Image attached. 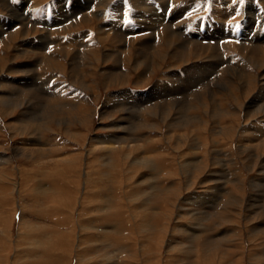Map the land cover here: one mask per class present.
Instances as JSON below:
<instances>
[{"label": "rangeland", "instance_id": "rangeland-1", "mask_svg": "<svg viewBox=\"0 0 264 264\" xmlns=\"http://www.w3.org/2000/svg\"><path fill=\"white\" fill-rule=\"evenodd\" d=\"M59 1L60 0H0V57L2 63L7 64L8 66V70L2 72L0 75L4 77H8L10 75L9 78L12 81H15L14 83H3L4 81L0 77V160L9 161L6 165H0V264H54L56 261L57 264H78L76 253H83V250H87L89 248V245L90 247H92L93 245V250L97 252L94 253V251H90L88 254L89 259L87 260L88 263H90L91 258L92 261L95 260L93 262L95 264L97 260L98 262L101 260V254H103L104 250L107 249L104 246L107 245V241L104 239L105 236L113 239L114 246L112 244V247L109 249H113L114 255L118 254V256H120L121 250H123L122 252H124V250L126 249L125 252L127 251L129 253L127 254V256H129L134 249L135 251H137V249H139L140 247L135 241L136 239L140 242L142 236L147 238L151 237L150 239H147L148 245L143 246L146 254L148 253L147 251L150 252L148 256L146 254L144 255L145 258L149 257L153 261V263L150 262V264H157V260L155 259L156 256L152 255L153 251L151 252L150 250H154L153 246H155L156 244L158 245L159 243V253L161 254L162 260L170 261L165 262L166 264H192L195 260L198 259L200 264H203V262L211 264L208 260L201 262V256L206 254L207 257H210V255L212 254H220V251H223V257H221L220 259L221 261L227 257L225 253L228 252L235 256V261H237L238 264H251V260H249L250 257L251 259H253V257L261 258L260 261L264 262V233H262L264 231V148L262 147L264 146L260 145V142H264V81H262L264 80V77L260 69V67H263L264 65V0H244V3H240L239 0H237L236 3H232V0H164V2L163 0H110L106 7H102V2L104 0H86L85 5L87 4L86 6L90 7L87 12L91 10L102 15L98 16V18H93L95 22H81L78 24L79 26L76 24L75 26L71 27V29H75L76 31H78L79 35L88 33L87 35H90V38L95 37L94 40L96 44L92 43L90 47L92 50L95 49L96 45L99 44L101 40V36L99 37V35L92 31V27H94L95 25H97V28L99 27V22L102 24H107V28L114 25H111V23H121L123 24L122 30H124L125 26L130 27L131 25L132 27L133 24H136L137 21H139V17L147 16V18L150 19L152 14H157L158 16L163 14L165 17V21H167L170 17V14H172L173 19H171V21L165 22V24H162L163 22L161 21L151 22L159 24L162 29L164 27L170 29L174 26L178 27V29L180 28L183 39L189 43L194 44V47H196L197 51L199 49L198 46L205 45L203 43L204 41L206 42V44L210 42L209 45L212 46V48H219L217 52L208 51L205 54H201L200 58H194L192 55H190L186 60H178L176 63H173L172 65L177 64L179 69H174L177 73L173 74L174 78L168 77L169 79L163 78L164 76H167L165 75L167 70L163 67L161 70H158L160 71V73L158 72L157 75L153 74L151 75V77L148 76L150 75V72H148L145 66H141L140 69L134 70L132 67H127V63L128 61H130V57H127L125 59L127 62L124 63V58V61H121L120 58L117 59V55H113V57H111V59L108 61L95 63L93 65V68H91V66L89 67L88 65L84 67L81 66L80 68L79 65L78 70L73 71L72 68L74 67V65L78 66L77 62L79 64H83L87 63L88 58H90V60H93L94 58L91 57V54H89L90 51L86 50V53L84 49H78V55H76L79 57L78 59L75 57L71 58L72 53H70L66 58L59 54V47H67L69 43H65L63 46H61V41H58V34L60 33H57L56 30H58V26L67 25L68 23L64 22V24L56 26L55 20L61 18L59 16L60 14L68 13L69 16L73 15L78 8L75 5L78 4L77 2H79V0H77V2L76 0H67V3H65V0H63L64 2ZM81 1L82 0H80V3L82 4ZM140 2L145 3L146 5L138 7V3L140 4ZM146 6L147 8H152L154 12H147ZM185 9L188 10L186 11L187 13L185 12ZM216 10H219L220 13ZM211 11H213L214 13ZM223 11H228V16H225V13ZM140 12L143 14L140 15ZM88 13H90V11ZM144 13H148L149 15H145ZM214 14L219 17L222 16L221 18L223 19H220L218 17V19H215L216 21H214V18L212 17L215 16ZM79 18H81V15L78 14L75 21H79ZM147 18L145 19L149 21ZM177 18L179 19L177 20ZM174 19H176V21ZM60 21L62 22L63 20ZM38 22L42 24L46 23L47 26L50 25L46 28H49L48 32H51V36L57 39L55 40L57 43L55 42L54 45L48 46L52 48V51L55 52V54H59V60H56V64L55 60L48 61L47 57L45 56L37 57L45 59H43L44 62H42L43 64L41 63V66L40 64H35L39 65L37 69V78L40 77V79L38 80L40 84L37 83L38 86L35 88L44 87V90L41 91L43 94L31 93L27 91L29 89L26 88L24 89V91L26 90L25 92L20 91L23 88V82L22 80H19V78L24 76L23 73H25V71L33 70L32 67L30 68L29 66H26V64H28L31 59H33L30 57V52H26V54L23 52L21 53L20 51L25 50V47H23L22 45L26 39L29 41L31 38H33L31 39V42L37 44H39V42H42V40L39 39L40 35L43 34L40 29L44 28L45 25L37 26ZM142 22H144V19ZM35 25L40 29H37ZM148 25V27L150 28L151 25L149 24V22ZM116 27L117 29H119L118 25ZM216 27L217 29L219 28L220 31L223 29L222 31L227 33V36L231 35V38L226 42L221 41V38L223 37L222 33H218L217 31H208V28L209 30L210 28L213 30L216 29ZM137 28L140 27H138L137 25ZM143 28H145V26H143ZM206 29L207 33H205ZM162 33L164 35V32ZM114 34L119 35L115 33V30ZM152 34L153 31L152 29H150V31H145L144 35L140 34V36L147 37ZM111 36L112 35H110L109 37ZM154 36L155 38H159L157 33H155ZM68 37V42H70V38L73 36L63 37L62 43L67 41ZM102 38L104 39L103 35ZM88 39L89 36H87V38H85L84 40L86 41ZM183 39H179L177 44H183ZM223 43H228L229 45L226 47H222ZM220 47H222L223 49ZM240 48H244V52L239 51ZM133 49L136 50L137 46L132 47L131 59L132 57L133 59H135L138 56V54H136L135 50ZM70 50H73V53H77V48H75L74 46H71ZM98 50L99 54H103L105 51L106 53H108L109 50L115 52L120 50V48L118 45L115 46V44L111 45L110 43H107L104 46L99 44ZM251 50H254L253 54L250 53ZM17 51H19V53ZM81 52H83L85 55H81ZM212 56L215 57V60L221 59V63L218 64L220 67H217L216 69H208V67H206V71L196 69L189 72L190 74L187 72V68L193 66V63H195V61H198L203 65L205 64L203 62L208 61V59H204V57L210 59ZM149 60L150 61L147 67H150L149 70L152 71L156 69L155 64L152 63L154 59L151 56ZM186 61L190 63L184 65ZM258 62H261L263 65L261 66V63ZM9 66L13 69H9ZM255 66L257 68H255ZM91 69H93V72ZM110 69L113 70L111 71ZM58 70H61V72H59ZM199 71H201V73L206 76L204 81L205 83H201L203 81H200L198 79L199 76H203H198ZM175 72L173 71L172 73ZM20 73L23 75L21 76ZM250 73L253 75L252 79L249 77ZM49 77L51 79H49ZM225 77H227L228 80L230 78L229 82L235 84L240 88L246 87L245 83L247 82V80H250V82H252L250 86L253 89L249 86L247 87L246 91L240 89V91H238V95L236 93L235 97L229 95V97L227 96L228 100L227 98H225V107L228 108L227 110H225L226 114H224L225 118L222 120V124L215 123V118L217 119V117L220 115L217 107H208L205 111V109L203 108H200L198 106L194 108L193 105L190 107L185 103L191 100L193 104L194 99H198L200 97V94H203L210 90H217L218 84H220L222 81L224 82ZM42 78H44V80H42ZM203 78L201 80H203ZM181 81H183L184 83L180 86ZM209 81L212 83H210ZM42 82L45 84L43 85ZM155 82H162L161 84H166L174 87L178 86V88L172 95L173 97L171 96V98H169L168 100L177 102V104L180 105L179 108L185 106L180 111H178L179 109H177L176 111L172 110L173 112L171 111L172 113H169L171 115V119L168 118L165 119V121L160 122L158 125L160 126V130L158 131H154L153 129L151 130L150 127H148L150 124H147L146 122L150 121L151 123H153L155 119L149 118L148 112H145L142 107L138 112V109H130L129 107L121 104V102L123 101L125 103H128L129 101L133 102V100L141 101L143 103L144 99L149 95V93L152 92L151 89L154 88V84H156ZM202 84H205L206 86L204 85V87L202 86ZM14 85L16 88L13 87ZM56 86H58L61 91H55ZM230 88L233 91L231 86ZM8 89L14 90L7 91ZM159 93L160 92L158 91L156 94L158 95ZM113 97L116 98L114 99ZM120 99L121 101L119 102ZM38 101L39 103H37ZM159 101L161 100H153L151 101V104H155ZM235 101L240 102V105H238ZM7 104H10V109H6ZM242 105L244 109L242 108ZM245 105L248 107H246ZM28 107L29 109H32V113H25L24 108ZM150 108H154V106L150 105ZM161 110L162 109H160L159 112ZM23 112L27 114L25 116H27L26 120H29L28 122H30V120L33 121V123L35 122V124L31 123L33 126L41 124L44 119L45 122L43 121L42 125L34 130H28V128L24 129L20 123L16 122V119H22L20 115ZM85 112L87 116L86 121L88 122L84 121L83 125H77L79 124L78 118H83L82 114ZM206 112L208 115L206 114ZM237 112H241L242 114H240L239 118L235 115V113ZM52 114H54L53 117ZM247 114H250V116H247ZM200 116H202V118ZM260 117L263 119H261ZM157 119L158 118H156V121L159 122V119ZM235 119L237 121H235ZM249 119L251 120L249 121ZM14 121L16 122L17 126H15L16 124L13 123ZM69 121L71 122L68 123ZM144 124H146V126ZM220 126H225L224 133L227 134V137L220 134ZM228 126H233L235 127V129H233L232 127L228 128ZM11 127L12 129L9 130L8 128ZM43 127L44 129H42ZM50 127L53 129V132L47 130L51 129ZM21 129H23V131H21ZM214 129L218 130L215 131ZM37 130H39L40 132H38ZM227 130L228 133H226ZM34 131L37 135L34 133ZM231 131L235 133L233 137H231L233 134ZM246 132H249L248 135ZM117 134L119 138H123L121 139V141L124 144L126 143V141L131 142L130 146H133V148L138 147L142 149L141 142H143L144 145L146 142H148L147 146L153 147L156 151L154 154L147 153V155H142L139 154L141 152L139 151L135 152L132 157H151L154 160V165L157 164L159 168L156 171L159 175L155 177L152 171L149 172V170L143 169L145 167H143L142 165H136L135 163L133 165H130L129 163H127L130 160L123 158L122 154L124 153H121V150L115 151L116 153H114L115 157H112L113 159L105 158L108 157V155L105 154L106 151H104V153L97 150L96 152L91 153L92 156L90 153H86L89 149L87 142H90V139H110V137L112 136L117 137ZM257 135H259L260 137H258ZM148 138H150L151 140L149 141ZM196 138L198 141L196 140ZM240 138H243V140H241ZM249 139L251 140V144L249 142ZM214 140L216 141L214 142ZM185 141H187V143L190 145L188 146ZM39 142L43 144H39ZM57 142L62 144L57 146V148L60 146H64L65 148H63L62 150L63 152L55 154V151H53L54 153H52V148L56 147L54 143ZM63 142H65L64 144H66V146L63 144ZM204 144L206 145V147ZM25 146H27V148H25ZM101 146L103 147L104 145ZM220 146L222 147V149ZM245 149H247V151H245ZM39 150H42L43 152H39ZM78 152H80V154ZM259 152L261 154H259ZM75 153H77L78 155H76ZM187 153H191V155L188 156ZM65 154L68 155L65 157ZM74 156H77V159ZM53 157H57V160L55 158L53 159ZM65 158L68 162L72 160L74 162V159H76V166L80 167H75V169H73L68 174L66 173V169H64L66 175H64V172L59 171L61 172V175H59V177H56L54 175L48 178L43 175V173H50L52 171L54 167L52 163L58 161V159L64 161L66 160ZM164 158L167 159L165 160ZM98 159L99 161H97ZM89 161L91 164L90 167L93 168L91 172H88V170L86 169V165L89 163ZM94 161L97 162L95 163ZM202 161H204L205 163ZM104 162L111 165V167L108 169H111L114 166L113 164L117 165V169L113 167L112 171L110 172L111 176L113 175L114 178H112V180H110V182L108 183V190L107 188L104 189L102 187V182L98 180L97 176H95L99 172L101 173L103 171H106L107 167H105ZM218 162L220 164H218ZM79 163L81 164L78 165ZM182 164L187 166H185L186 168L184 167L183 170L181 168ZM60 166L59 168L62 170V167ZM190 166L196 168L193 169ZM180 168L182 171L180 170ZM35 169H38L37 172L40 175H36L35 173L30 174L31 171ZM95 169L98 171L97 173ZM42 170L44 172H42ZM126 171H130V173L125 174ZM32 176H35L34 178L36 180H45L46 186L49 185V188H56L57 191L61 189L62 191H55L54 193L52 191H37L35 188H31L32 183H34L35 180L29 182V185L24 186L22 183L25 182L28 177L31 179ZM111 176H107L103 179L109 180L111 179ZM128 177H133V180L132 182H129L128 185H125L126 180L129 181ZM116 179L117 182L115 181ZM123 182L124 184H122ZM238 182H241L240 187L236 185ZM155 185L162 188V192L160 194L159 192L157 193L156 190H153ZM84 186L86 188V191L84 189ZM144 193H146V195ZM123 194L125 196H122ZM104 195L106 197L108 195L110 197L109 199H111V205L109 208L111 210L108 209L106 212L103 210L105 213L100 209V207L104 203ZM132 195H134V198L131 197ZM144 195L146 197L148 196V198L149 196H151L150 198L153 197L151 200H149V203H145L146 206L149 207V209L151 208L148 213L147 211L144 212V209L141 211L140 209H136L138 207H141L140 205L143 204L141 197L143 199ZM57 196L61 199L62 202H64V205H62V203L59 204L60 207L58 209L60 218L64 220L57 218L56 221H58V223L62 222L63 224L59 225L58 228L57 226H54L53 229L50 221L48 220H52V215L54 213L52 211L54 208L51 204V199L54 200ZM85 196H87V199L84 198ZM126 196L127 199H125ZM116 208H118L119 210L115 215H119V217L111 216L112 213L115 212ZM169 209H171L172 212ZM100 210L103 213H101ZM224 210L227 214L228 223L226 221L227 219L222 220L218 215V213L220 214L221 211L224 212ZM135 212L136 214H138L137 216H140L143 213H147L146 216L149 218L147 220L151 222L149 223V225L151 226H149L147 229H149L148 231L152 230V232H149L150 234L148 233L147 236L146 229L140 232L135 228L137 223H135V227L133 226L129 231V228H131L130 215ZM185 213H190V215ZM65 219L67 220V222H63L66 221ZM87 220L91 221L90 223L101 227L107 226L106 224H109L111 226L118 225L117 233H119V235L115 230L113 231L111 229H108L107 231L105 229V232H102L103 229L98 230V232L97 230H88L89 232L85 233V230H82L81 227H85L84 223H86ZM94 221L96 222V224ZM133 222L131 221L132 224ZM64 223L66 224V226ZM67 223L69 224V226H67ZM82 223L83 225H81ZM45 226L47 227V230L42 229V231H38L39 228H43ZM162 226L164 227V229ZM253 227H257V232L256 229H253L255 231H252ZM80 230L82 232H79ZM161 232L166 233L162 234ZM102 233L106 234L103 235ZM65 236L69 240H64ZM62 238L64 241L62 240ZM83 238H87L89 239V241L91 240V243L89 242L88 244L86 243L78 247L77 243H79V240H82ZM103 239L105 241H103ZM115 239L117 240L115 241ZM154 240L156 243L153 242ZM102 244L105 248L102 247ZM126 244L130 245L128 246L129 248L124 247ZM168 244H171L173 248L170 251L168 250ZM232 246H236L237 248L233 249ZM99 247H101V249ZM116 247L117 250L115 249ZM121 247H124L125 249H121ZM118 250L119 252H117ZM135 251L134 254L136 255ZM240 253H242V255H239ZM138 254L139 253H137V255L132 258L130 256L126 257V255L124 256L126 257V259L129 258V260L131 261L130 263L128 262V264H138L139 261H141ZM95 255L98 257L95 258ZM124 256H120L121 258L118 257V260H122ZM185 257L187 260L185 259ZM179 259H183L184 261H178ZM118 260L117 264H119L121 261ZM104 262H102L101 264L108 263ZM263 262L259 264H263ZM165 263L164 261H162L160 264ZM224 263H226V260L224 261Z\"/></svg>", "mask_w": 264, "mask_h": 264}, {"label": "bare ground", "instance_id": "bare-ground-1", "mask_svg": "<svg viewBox=\"0 0 264 264\" xmlns=\"http://www.w3.org/2000/svg\"><path fill=\"white\" fill-rule=\"evenodd\" d=\"M61 2H64L63 0H60ZM59 1V2H60ZM109 1L110 0H104L103 2H102V7H106L107 5H108V3H109ZM136 1V0H135ZM140 1V0H139ZM142 1V0H141ZM36 2V1H35ZM76 2H77V0H76ZM82 2V4L80 3V0H79V2H77L78 4H76L75 6L76 7H78L77 8V10L75 11V13L73 14V15H71V16H69V14L67 13H65V14H60L59 16L62 18H59V19H57V20H55V25L56 26H58V25H61V24H64V22H66V23H68L67 25H63V26H58V30H56L57 31V33H60V34H58L59 36V42L61 41V46H63L65 43L66 44H68L69 43V45H67V47L66 46H63L62 48H60L59 47V54H61L62 56H64L65 58L70 54V53H72L71 55H72V57L71 58H73V57H75V58H79L78 56H76V55H78V49H84L85 51L87 50V51H90L89 52V54H91L92 56L91 57H93L94 59L93 60H90V58H86L87 59V63H83V64H79L78 62H77V64H78V66H75L74 65V67L72 68V70L73 71H75V70H78V68H79V65H80V68H81V66H91V68H93V65L95 64V63H100V62H105V61H108V60H110L111 59V57H113V55L114 56H116L117 57V59L118 58H120L121 59V61H124L127 57L129 58L130 57V61H128V63H127V67H132L134 70L135 69H140V67L141 66H145V68L148 70V72H150V75H148V76H151V75H157L158 74V72L160 73V71H158L159 69L161 70L162 69V67L164 68V69H166L167 70V72L165 73V75H167V76H164L163 78H165V79H167L168 77L169 78H174L173 77V74H176L177 72H175V70L174 69H179V67H178V65L177 64H174V65H172L173 63H176L178 60H186L187 59V57H189L190 55H192L194 58H200V55L201 54H205V53H207L208 51H218L219 50V48L217 49V48H212V46H210L209 44H210V42H208V44H206V42L204 41L203 43L205 44V45H203V46H198L199 47V49H198V51H197V49H196V47H194V44H192V43H189V42H187V41H185L184 39H183V36H182V33H181V29L179 28L178 29V27H176V26H174V27H172V28H170V29H168V28H166V27H164L163 29L159 26V24H157V23H155V22H163L162 24H165V22H167V21H171V19H173V15L172 14H170V17H169V19L167 20V21H165V17H164V15L162 14V15H160V16H158L157 14L155 15V14H152L151 15V18L150 19H148L147 18V16H142V17H139L138 19H139V21H137V23L136 24H133V26L131 27V25H130V27L129 26H125V28H124V30H122V25L123 24H121V23H117V22H114V23H111V25L112 24H114L113 26H110L109 28H107L108 26H107V24H102V23H100L99 22V27L97 28L96 26L97 25H95L94 27H92V31L93 32H95L97 35H99V37L101 36V40H100V45H105V44H115V46H119V48H120V50H118V51H112V50H109L108 51V53H106V51L103 53V54H99V50H98V46H99V44H97L96 45V47H95V49H91L90 47H91V45H92V43H95L96 44V42H95V40H94V38L92 37V38H90V35H87L88 33H85V34H80L81 35V37H80V35H79V32L78 31H76L75 29H71V27H73V26H75L76 24L78 25L79 23H81V22H90V23H92V22H95L94 21V19L93 18H98V16H100V15H102V14H99V13H96L95 11H91V10H89L90 11V13H88L87 12V10L88 9H90V7L89 6H86L85 5V2H86V0H82L81 1ZM83 2H84V4H83ZM145 2V1H144ZM163 2H164V0H163ZM259 2V1H258ZM137 3V2H136ZM153 4V3H152ZM156 4V3H155ZM263 4V3H262ZM117 5V4H116ZM122 5H124V4H122ZM146 4L145 3H141L140 2V4L138 3V7L139 6H145ZM157 5V4H156ZM165 5V4H164ZM217 5V4H216ZM223 5V4H222ZM226 5V4H225ZM31 6V5H30ZM37 6V5H36ZM135 6V5H134ZM240 6V5H239ZM1 7V6H0ZM164 7V6H163ZM224 7V6H223ZM31 8V7H30ZM264 8V7H263ZM93 9V8H92ZM105 9V8H104ZM239 9V8H238ZM242 9V8H241ZM9 10V9H8ZM117 10V9H116ZM264 10V9H263ZM73 11V10H72ZM82 11V12H81ZM146 11L147 12H149V11H152V12H154L153 10H152V8H147V6H146ZM145 11V12H146ZM186 11H188V10H186L185 9V12ZM217 11V10H216ZM240 11V10H239ZM142 12V11H141ZM140 12V15H142L143 13H141ZM211 12H213V11H211ZM217 12H219V10L217 11ZM225 14H224V13ZM222 13L225 15V16H228L227 14H228V11H223ZM252 12V11H251ZM30 13V12H29ZM82 13H84V14H82ZM86 13H88V14H86ZM183 13V12H182ZM187 13V12H186ZM214 13V12H213ZM212 13V14H213ZM220 13V12H219ZM221 13V14H222ZM81 15V18H79L78 20L79 21H75V19H76V17H77V15ZM145 14V13H144ZM148 14V13H147ZM147 14H145V15H147ZM177 14V13H176ZM251 14V13H250ZM10 15V14H9ZM149 15V14H148ZM189 15H191V14H189ZM215 16H212L213 18H214V21H216L215 19H218V17L219 16H217L216 14H214ZM5 16V15H4ZM177 16V15H176ZM254 16V15H253ZM10 17V16H9ZM182 17V16H181ZM222 17V16H221ZM221 17H219L220 19H223V18H221ZM224 17V16H223ZM58 18V17H57ZM64 18V19H63ZM118 18V17H117ZM142 18V19H141ZM145 18H147L149 21H147ZM2 19H3V17H2ZM13 19V18H12ZM143 19H144V22H142L143 21ZM179 18H177V20H178ZM60 20H63L62 22L60 21ZM175 21H176V19H174ZM1 21V20H0ZM151 21H155L154 23L153 22H151ZM11 22V21H10ZM74 22V23H73ZM142 22V23H141ZM148 22H149V24L151 25V27L149 28L148 26ZM18 23V22H17ZM174 23V22H173ZM216 23V22H215ZM36 24V23H35ZM48 24V23H47ZM177 24H178V22H177ZM11 25V24H10ZM9 25V26H10ZM20 25V24H19ZM33 25V24H32ZM39 25H45V27L44 28H38V27H36V25H35V27L37 28V29H40L41 30V32L43 33V34H41L40 35V37H39V39H41L42 40V42H39V44H37V43H34V42H31V39H33V38H31L29 41L26 39L24 42H23V47H25V50H23V51H20L19 49V51L22 53H28V52H30V54H31V58H33V59H31V61L28 63V64H26V66H29L30 68L32 67L33 68V70H30V71H25V73H23V71H22V73L24 74V76H22L23 74H21V78H19V80H22V90H20V91H24V89L26 88V89H29V90H27V91H29V92H31V93H38V94H43L41 91L42 90H44L43 88L44 87H39V88H35V87H37L38 86V84L37 83H39L40 84V82H38V80L40 79V77H38L37 78V75H38V73H37V69H38V66L39 65H35V64H40V66H41V63L42 62H44V60L43 59H41V58H37L38 56L39 57H42V56H45V57H47V60L49 61V60H59V54L57 55V54H55V52H53L52 51V48H50L48 45H54L55 44V40H57V39H55V38H53L51 35V32L49 33L48 32V29L46 28V27H48V26H50V25H46V23H40V22H38L37 23V26H39ZM119 26V29H117V27L116 26ZM137 25H138V27H140V28H137ZM176 25V24H175ZM211 25V24H210ZM13 26V25H12ZM25 26V25H24ZM79 26V25H78ZM143 26H145V28H143ZM1 27V26H0ZM11 27V26H10ZM15 27V26H14ZM77 27V26H76ZM89 27V26H88ZM3 28H4V26H3ZM9 28V27H8ZM29 28V27H28ZM102 28V29H101ZM130 28V29H129ZM10 29V28H9ZM150 29H152V31H153V34L152 35H150V36H145V37H141L140 36V34H143L144 35V32L145 31H150ZM14 30V29H13ZM78 30V29H77ZM83 30V29H82ZM114 30H115V33H117V34H119V35H116V34H114ZM223 30V29H222ZM220 31L219 30V28L217 29V27H216V29H211L210 28V30H209V28H208V31H217L218 33H222L223 34V37L221 38V41H227V40H229L231 37V35L230 36H227L228 34L227 33H225L224 31ZM50 31V30H49ZM177 31H178V33H177ZM183 31V30H182ZM186 31V30H185ZM235 31V30H234ZM8 32V31H7ZM162 32H164V35H163V33ZM179 32H180V34H179ZM232 32V31H231ZM257 32V31H256ZM255 32V33H256ZM26 33H27V29H26ZM26 33H24V34H26ZM81 33V32H80ZM155 33H157L158 34V37L159 38H155ZM205 33H207V29H206V31H205ZM204 33V34H205ZM23 34V35H24ZM28 34H30V33H28ZM38 34V33H37ZM139 34V35H138ZM194 34V33H193ZM9 35V34H8ZM20 35V34H19ZM102 35H103V37H104V39L102 38ZM110 35H112L111 37H109ZM142 35V36H143ZM197 35V34H196ZM199 35H202V34H199ZM262 35V34H261ZM30 36V35H29ZM65 36H73V37H71L70 38V42H68L69 41V37H68V40L67 41H65L64 43H62V39H63V37H65ZM87 36H89V39L88 40H84L85 38H87ZM151 36H153V37H151ZM219 36V35H218ZM51 37V38H50ZM55 37V36H54ZM138 37H140V38H138ZM9 38V37H8ZM20 38V37H19ZM22 38V37H21ZM30 38V37H29ZM57 38V37H56ZM6 39V38H5ZM35 39V38H34ZM36 39H38V38H36ZM107 39H108V41H107ZM179 39H183L184 40V43L183 44H177V42L179 41ZM193 39V38H192ZM187 40V39H186ZM198 40V39H197ZM205 40V39H204ZM207 40V39H206ZM220 40V39H219ZM97 41V40H96ZM190 41V40H189ZM203 41V40H202ZM208 41V40H207ZM216 41V40H215ZM254 41V40H253ZM260 41V40H259ZM58 42V43H59ZM86 42V43H85ZM22 43V42H21ZM57 43V42H56ZM197 43V42H196ZM202 43V44H203ZM15 44V43H14ZM8 45V44H7ZM13 45V44H12ZM59 45V44H58ZM229 44L228 43H223V45H222V47H226V46H228ZM242 45V44H241ZM255 45V44H254ZM258 45V44H257ZM71 46H74L75 48H77V53H73V50H70V47ZM95 46V45H94ZM133 46H137V49L135 50V49H133V50H135V52H136V54H138V56L135 58V59H133V57H132V59H131V55H132V47ZM218 46V45H217ZM4 47H5V45H4ZM93 47V46H92ZM222 47H220V48H222ZM263 47V46H262ZM2 48V47H1ZM9 48V47H8ZM55 48V47H54ZM236 48V47H235ZM252 48V47H251ZM23 49V48H22ZM223 49V48H222ZM261 49V48H260ZM8 50H10V49H8ZM105 50V49H104ZM248 50V49H247ZM264 50V49H263ZM13 51V50H12ZM19 51H17L18 53H19ZM56 51V50H55ZM87 51H86V53H87ZM239 51H241V52H244V48L242 49V48H240L239 49ZM4 52V51H3ZM11 52V51H10ZM103 52V51H102ZM1 53V52H0ZM14 53H15V51H14ZM26 53V54H27ZM238 53V52H237ZM251 54H253L254 53V50H251V52H250ZM258 53V52H257ZM12 54V53H11ZM81 55L83 54V55H85L83 52H81L80 53ZM79 54V55H80ZM248 55V54H247ZM259 55V54H258ZM89 56V55H88ZM152 56V58L154 59L153 61H152V63H154L155 64V67H156V69H154V70H152V71H150L149 70V68L147 67L148 66V63H149V59H150V57ZM257 56V55H256ZM264 56V55H263ZM12 57V56H11ZM15 57V56H14ZM249 57V56H248ZM254 57V56H253ZM69 58H70V56H69ZM80 58H82V57H80ZM123 58H124V60H123ZM246 58V57H245ZM257 58V57H256ZM262 58V57H261ZM204 59H208V61H206V62H203V63H205V64H200L198 61H195V63H193L194 65L193 66H191L190 68H187V72L189 73V72H191V71H194V70H196V69H198V70H202V71H206L207 70V68L206 67H208V69L209 68H211V69H216L217 67H220L218 64L219 63H221V59L219 60V59H216L215 60V57H211L210 59L209 58H207V57H204ZM248 59V58H247ZM12 60V59H11ZM131 60H134V61H131ZM261 60V59H260ZM22 61V60H21ZM79 61V60H78ZM117 61V60H116ZM237 61V60H236ZM239 61V60H238ZM249 61V60H248ZM252 61V60H251ZM18 62V61H17ZM60 62V61H59ZM115 62V61H114ZM125 62H127L126 60L124 61V63ZM263 62H264V58H263ZM16 63V62H15ZM20 63V62H19ZM57 63V61L55 62V64ZM68 63V62H67ZM117 63V62H116ZM190 62H188V61H186L185 63H184V65L185 64H189ZM199 63V64H198ZM243 63H244V61H243ZM245 63H247V62H245ZM249 63V62H248ZM258 63H261V62H258ZM11 64V63H10ZM13 64V63H12ZM43 64V63H42ZM54 64V63H53ZM54 64V65H55ZM242 64V63H241ZM255 64V63H254ZM15 65V64H14ZM23 65V64H22ZM47 65V64H46ZM120 65V64H119ZM151 65V64H150ZM183 65V64H182ZM192 65V64H191ZM215 65V66H214ZM263 64L261 63V66H262ZM16 66V65H15ZM49 66V65H48ZM51 66V65H50ZM67 66V65H66ZM124 66V65H123ZM152 66H153V64H152ZM198 66V67H197ZM248 66V65H247ZM252 66V65H251ZM260 66V65H259ZM19 67V66H18ZM65 67V66H64ZM71 67V66H70ZM95 67V66H94ZM188 67V66H187ZM29 68V69H30ZM51 68V67H50ZM52 68H54V67H52ZM154 68V67H153ZM204 68H206V69H204ZM226 68V67H225ZM236 68V67H235ZM255 68H257L256 66H255ZM9 69H13L12 67H10L9 66ZM17 69V68H16ZM29 69H26V70H29ZM107 69V68H106ZM204 69V70H203ZM243 69V68H242ZM260 69H261V71H262V74H263V77H264V65H263V67H260ZM8 70V66H7V64H5V63H2V60H1V57H0V74L2 73V72H4V71H7ZM51 70V69H50ZM92 70V72H93V69H91ZM111 71L113 70V69H110ZM59 71V70H58ZM63 71H65V70H63ZM69 71V70H68ZM85 71V70H84ZM175 72V73H172V72ZM184 71V70H183ZM252 71V70H251ZM59 72H61V70L59 71ZM79 72V71H78ZM90 72V71H89ZM88 72V73H89ZM170 72V73H169ZM186 72V73H187ZM210 72H211V70H210ZM226 72V71H225ZM215 73V72H214ZM57 74V73H56ZM63 74V73H62ZM190 74V73H189ZM206 74V73H205ZM260 74H261V72H260ZM5 75V74H4ZM6 75H8V74H6ZM61 75V74H60ZM70 75V74H69ZM80 75V74H79ZM140 75V74H139ZM138 75V76H139ZM199 75H203V76H199ZM241 75V74H240ZM246 75H248V74H246ZM245 75V76H246ZM255 75V74H254ZM10 76V75H9ZM9 76L8 77H4V76H1L0 75V77L3 79V83H14L15 81H12L10 78H9ZM14 76H16V75H14ZM199 76V77H198ZM198 79L200 80V81H203V82H201V83H205L204 81H205V78H206V76H204V74L203 73H201V71H199V74H198ZM223 76V75H222ZM252 74L250 73L249 74V77L252 79ZM262 76V75H261ZM55 77H57V76H55ZM62 77V76H61ZM74 77V76H73ZM72 77V78H73ZM78 77V76H77ZM143 77H144V75H143ZM152 77V76H151ZM204 77V78H203ZM13 78V77H12ZM66 78V77H65ZM69 78H70V76H69ZM142 78V77H141ZM168 78V79H169ZM203 78V80H201ZM15 79V78H14ZM18 79V78H17ZM49 79H51L50 77H49ZM220 79V78H219ZM255 79H256V77H255ZM42 80H44V78H42ZM75 80H77V79H75ZM148 80V79H147ZM221 80V79H220ZM229 80H230V78H229ZM229 80L227 79V77H225L224 78V82L222 81L220 84H218V87H217V90H213V91H208V92H205V93H203V94H200V97L198 98V99H194V103L192 104V102H191V100L188 102L187 100H185V101H187V102H185L188 106H192L193 105V107L194 108H196L197 106L198 107H200V108H203V109H205V111L207 110V108L208 107H217L218 108V110H219V112H220V115L217 117V119L215 118V123H220V124H222L221 122H223L222 120L225 118V115L224 114H226L225 113V110H227V108L228 107H225V98H227V100H228V97H229V95H231V96H233V97H235L236 96V93H237V95H238V91H240V89L241 90H247V87H249L251 84H252V82H250V80L248 81L247 80V82L245 83L246 84V87H237L235 84H233V83H230L229 82ZM72 81V80H71ZM237 81V80H236ZM244 81H246V80H244ZM262 81H264V80H262ZM19 82V81H18ZM73 82V81H72ZM76 82V81H75ZM80 82V81H79ZM210 82V81H209ZM230 84H229V83ZM43 83V82H42ZM48 83H49V81H48ZM156 83V82H155ZM162 83V82H161ZM161 83H156V84H154V88H152L151 89V93H149V95L144 99V101H143V103L141 102V101H134L133 99V102H130L129 100V102L128 103H125L123 100V102L125 103H123V102H121V104H123L124 106H126V107H129L130 109H135V110H137L138 109V112L140 111L139 109L142 107V109L145 111V112H148V117L149 118H153V119H155L154 120V122L153 123H151L150 121H147L146 123L147 124H150L148 127H150V129L152 130H154V131H158V130H160V126H158L159 125V123L160 122H162V121H165V119H168V118H170L171 117V115L169 114L172 110L173 111H176L177 109H179L178 111H180L183 107H185V106H182L181 108H179V104H177V102H172V100H168L169 98H171V96L173 95V93L176 91V89L178 88V86H169V85H166V84H161ZM184 82L183 81H181V83H180V86L183 84ZM188 83V82H187ZM195 83V82H194ZM210 83H212V82H210ZM214 83V82H213ZM263 83V82H262ZM6 84V85H7ZM45 83H43V85H44ZM196 84V83H195ZM3 85V84H2ZM75 85V84H74ZM173 85V84H172ZM205 84H202V86H204ZM210 85V84H209ZM263 85H264V83H263ZM187 86V85H186ZM206 86V85H205ZM204 86V87H205ZM230 86L232 87V89H233V91L231 90V88H230ZM260 86V85H259ZM3 87V86H2ZM12 87V86H11ZM13 87H15V85L13 86ZM18 87V86H17ZM153 87V86H152ZM201 87V86H200ZM251 87V86H250ZM10 88V87H9ZM16 88V87H15ZM21 88V87H20ZM19 88V89H20ZM86 88H88V87H86ZM246 88V89H245ZM252 88V87H251ZM18 89V88H17ZM35 89V90H34ZM205 89V88H204ZM211 89V88H210ZM253 89V88H252ZM260 89V88H259ZM14 90V89H13ZM13 90H7V91H13ZM87 90V89H86ZM89 90V89H88ZM26 91V90H25ZM24 91V92H25ZM55 91H61L59 88H58V86H56V88H55ZM63 91V90H62ZM160 92L158 95L156 94L157 92ZM200 91H201V88H200ZM206 91H207V89H206ZM178 92H179V90H178ZM198 92V91H197ZM16 93V92H15ZM124 93V92H123ZM122 93V94H123ZM165 93V94H164ZM262 93V92H261ZM9 94H13V93H9ZM60 94V93H59ZM129 94V93H128ZM163 94V95H162ZM205 94H207V95H205ZM32 95V94H31ZM58 95V94H57ZM125 95H126V93H125ZM195 95H198V94H195ZM264 95V94H263ZM46 96V95H45ZM59 96V95H58ZM119 96V95H118ZM123 96V95H122ZM226 96V97H225ZM228 96V97H227ZM230 96V97H231ZM246 96V95H245ZM2 97H3V95H2ZM8 97V96H7ZM10 97V96H9ZM26 97V96H25ZM136 97V96H135ZM142 97V96H141ZM173 97V96H172ZM190 97H191V95H190ZM189 97V98H190ZM197 97V96H196ZM30 98V97H29ZM114 98V97H113ZM112 98V99H113ZM116 98V97H115ZM114 98V99H115ZM124 98V97H123ZM131 98V97H130ZM133 98V97H132ZM232 98V97H231ZM262 98V97H261ZM35 99V98H34ZM59 99V98H58ZM141 99V98H140ZM139 99V100H140ZM143 99V98H142ZM156 99H159V100H161V101H159V102H156L155 104H151V101H153V100H156ZM166 99V100H165ZM242 99H243V97H242ZM241 99V100H242ZM247 99V98H246ZM11 100H13V99H11ZM10 100V101H11ZM36 100H37V98H36ZM35 100V101H36ZM117 100V99H116ZM255 100V99H254ZM18 101V100H17ZM45 101V100H44ZM121 101V99L119 100V102ZM231 101V100H230ZM257 101V100H256ZM264 101V100H263ZM6 102V101H5ZM19 102V101H18ZM41 102H43V101H41ZM40 102V103H41ZM72 102V101H71ZM116 102H118V101H116ZM127 102V101H126ZM235 102H237V101H235ZM12 103V102H11ZM20 103V102H19ZM37 103H39V101L37 102ZM2 104V103H1ZM33 104V103H32ZM66 104V103H65ZM75 104V103H74ZM107 104H109V103H107ZM120 104V105H121ZM142 104V105H141ZM195 104V105H194ZM237 104L238 105H240V102H237ZM254 104V103H253ZM264 104V103H263ZM4 105V104H3ZM10 104H7V106H6V109H10V106H9ZM16 105H17V102H16ZM19 105V104H18ZM35 105V104H34ZM33 105V106H34ZM86 105V104H85ZM117 105V104H116ZM150 105H153L154 106V108H150ZM236 105V104H235ZM45 106H46V104H45ZM70 106V105H69ZM88 106V105H87ZM111 106V105H110ZM167 106H168V108H167ZM246 106V105H245ZM250 106V105H249ZM23 107V106H22ZM36 107V106H35ZM119 107V106H118ZM121 107V106H120ZM125 107V108H126ZM239 107V106H238ZM237 107V108H238ZM241 107V106H240ZM246 107H248V106H246ZM13 108V107H12ZM46 108V107H45ZM123 108V107H122ZM157 108H158V110H157ZM242 108H243V105H242ZM48 109V108H47ZM160 109H162L160 112H159V110ZM202 109V110H203ZM244 109V108H243ZM24 110H25V113H32L33 111H32V109L30 108L29 109V107L28 108H24ZM46 110V109H45ZM51 110V109H50ZM129 110V109H128ZM164 110V111H163ZM217 110V109H216ZM246 110V109H245ZM11 111H12V109H11ZM44 111V110H43ZM166 111H169V112H166ZM172 111V112H173ZM215 111V110H214ZM237 111V110H236ZM241 111V110H240ZM59 112H60V110H59ZM136 112V111H135ZM164 112V113H163ZM171 112V113H172ZM200 112V111H199ZM212 112H213V110H212ZM251 112V111H250ZM10 113V112H9ZM24 112L20 115L21 117H22V119H20V118H18V119H16V122L17 123H20L21 125H22V127L24 128V129H26V128H28V130H34V129H36V128H39L41 125H42V122L44 121L45 122V119L41 122V124H38V121H37V126H33L32 124H35V122L33 123V121H31L30 120V122H28L26 119H27V116H25V115H27V114H25ZM40 113V112H39ZM58 113V112H57ZM110 113V112H109ZM197 113V112H196ZM244 113V112H243ZM248 113H249V111H248ZM5 114V113H4ZM44 114V113H43ZM47 114H48V112H47ZM46 114V115H47ZM141 114V113H140ZM166 115V117H165V115ZM198 114V113H197ZM206 114H207V112H206ZM240 114H241V112H237V113H235V115L236 116H238V118L240 117ZM262 114V113H261ZM264 114V113H263ZM50 115V114H49ZM57 115V114H56ZM59 115V114H58ZM83 115V116H82ZM81 116L83 117V118H81V119H79L78 118V123L79 124H77V125H83V122L84 121H86L87 120V116H86V112L85 113H83ZM208 115V114H207ZM242 115V114H241ZM245 115V114H244ZM5 116V115H4ZM54 116V114H52V117ZM89 116V115H88ZM214 116V115H213ZM247 116H250V114L248 115L247 114ZM260 116V115H259ZM35 117V116H34ZM146 117V116H145ZM201 118H202V116H200ZM210 117V116H209ZM232 117V116H231ZM242 117H244V116H242ZM11 118V117H10ZM30 118V117H29ZM36 118V117H35ZM55 118H58V117H55ZM54 118V119H55ZM73 118V117H72ZM156 118H158L159 119V122L158 121H156ZM261 118V117H260ZM43 119V118H42ZM51 119V118H50ZM147 119V118H146ZM157 119V120H158ZM171 119V118H170ZM219 119V120H218ZM256 119H257V117H256ZM259 119V118H258ZM261 119H263V118H261ZM13 120H15V119H13ZM34 120V119H33ZM53 120V119H52ZM89 120V119H88ZM161 120V121H160ZM197 120V119H196ZM251 119H249V121H250ZM264 120V119H263ZM1 121V120H0ZM40 121V120H39ZM49 121V120H48ZM62 121V120H61ZM64 121V120H63ZM65 121H67V120H65ZM76 121V120H75ZM144 121V120H143ZM199 121H201V120H199ZM235 121H237L236 119H235ZM261 121V120H260ZM16 122L14 121L13 123L14 124H16ZM22 122V123H21ZM71 121H69L68 123H70ZM86 122H88V121H86ZM197 122V121H196ZM259 122V121H258ZM9 123V122H8ZM32 123V124H31ZM51 123V122H50ZM73 123V122H72ZM124 123V122H123ZM122 123V124H123ZM246 123H247V121H246ZM260 123V122H259ZM10 124V123H9ZM49 124V123H48ZM67 124V123H66ZM142 124V123H141ZM249 124H251V123H249ZM255 124V123H254ZM11 125V124H10ZM50 125V124H49ZM145 126H146V124H144ZM199 125V124H198ZM204 125V124H203ZM232 125V124H231ZM243 125H244V123H243ZM15 126H17V124L15 125ZM45 126V125H44ZM137 126V125H136ZM140 126V125H139ZM195 126V125H194ZM230 126V125H229ZM228 126V128H233V129H235V127H233V126H231V127H229ZM259 126V125H258ZM221 127V126H220ZM225 127V126H224ZM224 127H221L220 129H221V132H220V134H222V135H224V136H226L227 134H225L224 132ZM227 127V126H226ZM243 127V126H242ZM1 128V127H0ZM19 128V127H18ZM48 128V127H47ZM51 128V127H50ZM115 128V127H114ZM124 128V127H123ZM9 130H11L12 129V127L11 128H8ZM42 129H44V127L42 128ZM149 129V128H148ZM15 130H16V128H15ZM48 131L50 130V131H52L53 132V129L51 128V129H47ZM128 130H129V128H128ZM204 130H206V129H204ZM215 130V129H214ZM216 130H218V129H216ZM215 130V131H216ZM245 130V129H244ZM21 131H23V129H21ZM38 132H40L39 130H37ZM46 131V130H45ZM125 131H127V130H125ZM246 131V130H245ZM247 131H249V130H247ZM26 132V131H25ZM218 132V131H217ZM232 132V131H231ZM235 132V131H234ZM241 132H242V130H241ZM261 132H262V130H261ZM11 133V132H10ZM27 133H29V132H27ZM34 133H35V131H34ZM66 133H70V132H66ZM226 133H228V130H227V132ZM233 133V132H232ZM247 133V132H246ZM249 133V132H248ZM248 133H247V135H248ZM36 134V133H35ZM202 134V133H201ZM219 134V133H218ZM239 134V133H238ZM37 135V134H36ZM69 135V134H68ZM191 135V134H190ZM211 135H213V134H211ZM230 135H231V133H230ZM235 135V133H233L232 134V136L231 137H233ZM254 135V134H253ZM72 136V135H71ZM127 136V135H126ZM240 136V135H239ZM242 136V135H241ZM258 137H260L259 135H257ZM104 137V136H103ZM108 137V136H107ZM186 137H188V136H186ZM200 137V136H199ZM227 137V136H226ZM245 137V136H244ZM250 137V136H249ZM251 137H252V135H251ZM111 138H113V139H111ZM191 138V137H190ZM213 138V137H212ZM238 138V137H237ZM254 138V137H253ZM121 139H123V138H119L118 137V134H117V137L115 136V137H110V139H108V138H105V139H103V140H99V139H97V138H94V139H90L89 141L90 142H87L88 143V150H87V152L86 153H92V152H96L97 150L98 151H102V152H104V151H106V155H108V157H105L106 159L108 158V159H110V158H112V157H115V154L114 153H116L115 151H119V150H121L122 152L121 153H124V154H122V156H123V158H125V159H128V160H130L129 162H127V163H129L130 165H133L134 163L136 164V165H142L143 167H145V168H143V169H146V170H149V172L150 171H152L153 172V175H155V177L157 176V175H159L156 171H157V169H159L158 168V166H157V164H155L154 165V163H153V159L151 158V157H148V156H142V157H132L133 156V154L135 153V152H139V151H141L139 154H146L147 155V153H149V154H154L156 151L154 150V148L153 147H150V146H147V143L148 142H146L145 143V145L143 144V142H141L142 143V149H140V148H138V147H136V148H133V146L131 147L130 145H131V142H128V141H126V143L124 144L122 141H121ZM125 139V138H124ZM189 139V138H188ZM222 139V138H221ZM230 139V138H229ZM228 139V140H229ZM241 139V138H240ZM246 139V138H245ZM248 139V138H247ZM38 140V139H37ZM148 140L150 141L151 139L150 138H148ZM196 140H197V138H196ZM220 140V139H219ZM218 140V141H219ZM241 140H243V138L241 139ZM256 140H257V138H256ZM57 141V140H56ZM190 141H192V140H190ZM198 141V140H197ZM199 141H200V139H199ZM216 140H214V142H215ZM247 141V140H246ZM251 140L249 139V142H250ZM206 142V141H205ZM210 142V141H209ZM243 142V141H242ZM259 142V141H258ZM26 143V142H25ZM41 142H39V144H40ZM65 142H63V144H64ZM87 143H86V145H87ZM181 143V142H180ZM179 143V144H180ZM185 143H187V141H185ZM184 143V144H185ZM218 143V142H217ZM257 143V142H256ZM262 142H260V145L261 146H264V142L261 144ZM41 144H43V143H41ZM188 144V143H187ZM200 144V143H199ZM212 144H213V141H212ZM250 144H251V142H250ZM29 145V144H28ZM50 145V144H49ZM54 145L56 146V147H54V148H52V153H54L53 151H55V154H57V153H60V152H63L62 150H63V148H65L64 146H60V147H58L57 148V146H59V145H62L61 143H54ZM53 145V146H54ZM65 146H66V144H64ZM101 145H104L103 147L101 146ZM178 145V144H177ZM190 144H188V146H189ZM205 145V144H204ZM208 145V144H207ZM256 145V144H255ZM259 145V144H258ZM33 146V145H32ZM31 146V147H32ZM185 146V145H184ZM192 146V145H191ZM197 146V145H196ZM210 146V145H209ZM244 146V145H243ZM246 146V145H245ZM250 146V145H249ZM248 146V147H249ZM35 147H37V146H35ZM179 147H182V146H179ZM205 147H206V145H205ZM221 147V146H220ZM25 148H27V146H25ZM213 148V147H212ZM217 148H218V146H217ZM246 148V147H245ZM250 148H252V147H250ZM262 148H264V147H262ZM261 148V149H262ZM23 149V148H22ZM57 149H59V150H57ZM180 149V148H179ZM189 149V148H188ZM198 149V148H197ZM204 149V148H203ZM221 149H222V147H221ZM242 149H243V147H242ZM261 149H260V151H261ZM26 150V149H25ZM196 150V149H195ZM205 150V149H204ZM209 150V149H208ZM218 150H219V148H218ZM263 150V149H262ZM43 152L42 150H39V152ZM164 151V150H163ZM210 151V150H209ZM241 151V150H240ZM245 151H247V149H245ZM253 151V150H252ZM15 152V151H14ZM84 152V151H83ZM191 152V151H190ZM214 152V151H213ZM212 152V153H213ZM220 152V151H219ZM223 152V151H222ZM256 152V151H255ZM254 152V153H255ZM17 153V152H16ZM25 153V152H24ZM27 153H29V152H27ZM34 153V152H33ZM45 153V152H44ZM51 153V152H50ZM79 154H80V152H78ZM86 153H85V155H86ZM224 153V152H223ZM249 153V152H248ZM3 154V153H2ZM31 154V153H30ZM40 154V153H39ZM76 155H78L77 153H75ZM104 154V155H105ZM188 154V153H187ZM221 154V153H220ZM219 154V155H220ZM241 154V153H240ZM256 154V153H255ZM259 154H261L260 152H259ZM32 155V154H31ZM43 155V154H42ZM53 155V154H52ZM61 155H63V154H61ZM60 155V156H61ZM68 154H65V157L67 156ZM191 155V153L190 154H188V156H190ZM216 155V154H215ZM257 155V154H256ZM36 156V155H35ZM71 156V155H70ZM91 156H92V154H91ZM197 156V155H196ZM205 156V155H204ZM246 156V155H245ZM4 157V156H3ZM33 157V156H32ZM37 157V156H36ZM59 157V156H58ZM69 157V156H68ZM75 157V156H74ZM185 157V156H184ZM187 157V156H186ZM214 157V156H213ZM247 157V156H246ZM258 157V156H257ZM259 157H260V155H259ZM6 158V157H5ZM52 158V157H51ZM55 157H53V159H54ZM57 158V157H56ZM55 158V159H56ZM70 158V157H69ZM76 159H77V156L75 157ZM95 158V157H94ZM182 158V157H181ZM191 158V157H190ZM1 159V158H0ZM15 159V158H14ZM38 159V158H37ZM53 159H52V161H53ZM66 159V158H65ZM71 159V158H70ZM72 159H74V158H72ZM76 159H74L75 161L73 162V160L72 161H70V162H68L67 161V159L66 160H59L58 159V161H56V162H54V163H52L53 164V169H52V171L50 172V173H43V175H45L46 177H51V176H56V177H59V175H61V172H64L65 170L64 169H66V173L68 174V173H70L73 169H75V167H77L76 166ZM91 159V158H90ZM102 159H103V157H102ZM101 159V160H102ZM113 159V158H112ZM165 160L167 159V158H164ZM184 159V158H183ZM194 159V158H193ZM204 159V158H203ZM218 159V158H217ZM57 160V159H56ZM115 160V159H114ZM185 160V159H184ZM189 160V159H188ZM37 161V160H36ZM78 161V160H77ZM97 161H99V159L97 160ZM96 161V162H97ZM127 161V160H126ZM215 161V160H214ZM9 161H4V160H0V165H6L7 163H8ZM40 162V161H39ZM76 162V163H75ZM95 162V161H94ZM95 162V163H96ZM108 162V161H107ZM113 162V161H112ZM112 162H109V163H112ZM115 162V161H114ZM182 162V161H181ZM202 162H204V161H202ZM74 163V164H73ZM194 163V162H193ZM205 163V162H204ZM81 163H79L78 165H80ZM104 164H105V167H107V169H106V171H103V172H99V173H97L98 171L96 170V175L95 176H97L98 177V180L99 181H101L102 182V187L104 188V189H106L107 188V190L109 189V187H108V183L110 182V180H112V178H114L113 177V175L111 176V171H112V168L114 167V168H116L117 169V165L116 164H113L114 166L111 168V169H108V168H110L111 167V165H109L108 163L106 164L105 162H104ZM104 164H102V165H104ZM181 164V163H180ZM189 164V163H188ZM218 164H220L219 162H218ZM45 165V164H44ZM61 165V166H60ZM82 165H83V163H82ZM90 161H89V163L86 165V169L88 170V172L90 171L91 172V170H93V168L92 167H90ZM215 165H216V162H215ZM214 165V166H215ZM50 166V165H49ZM59 166L60 167H62V170L59 168ZM186 165H183L182 164V170H183V168L185 167ZM194 166V165H193ZM193 166H190V167H192L193 168ZM196 166V165H195ZM222 166V165H221ZM48 167V166H47ZM80 166H78L77 168H79ZM84 167H85V165H84ZM187 167V166H186ZM185 167V168H186ZM189 167V168H190ZM1 168V167H0ZM44 168V167H43ZM99 168H100V166H99ZM181 168H180V170H181ZM194 168H196V167H194ZM193 168V169H194ZM28 170V169H27ZM31 170V169H30ZM38 170V169H37ZM37 170L35 169V170H32L31 171V173L30 174H36V175H38L39 173L37 172ZM81 170V169H80ZM86 170V171H87ZM94 170V171H95ZM121 170H122V168H121ZM127 170V169H126ZM181 170V171H182ZM192 170V169H191ZM196 170V169H195ZM40 171V170H39ZM59 171H61V172H59ZM188 171V170H187ZM25 172V171H24ZM28 172V171H27ZM42 172H44L43 170H42ZM155 172V173H154ZM66 173L64 172V175H66ZM120 173V172H119ZM128 173H130V171H126V173L125 174H128ZM172 173V172H171ZM185 173V172H184ZM189 173V172H188ZM191 173H192V171H191ZM195 173H196V171H195ZM42 174V173H41ZM88 174H90V173H88ZM27 175V174H26ZM40 175V174H39ZM63 175V176H64ZM123 175V174H122ZM143 175V174H142ZM142 175H140V176H142ZM24 176V175H23ZM100 176V177H99ZM107 176H111V179H103V178H105V177H107ZM35 176H32L31 177V179L28 177V179H26L25 180V182H23L22 184L24 185V186H26V185H29L30 183L29 182H32L33 180H35L34 181V183H32V187L31 188H35L37 191H43V192H45V191H52L53 193L56 191V192H60V190L61 189H59V191H57V189L56 188H52V187H50L49 188V185L48 186H46V183H45V180H36L35 178H34ZM65 177V176H64ZM90 178V177H89ZM149 178V177H148ZM61 180V179H60ZM125 180V179H124ZM128 180L129 181H127L126 180V184L125 185H128L129 184V182H132V180H133V177H128ZM190 180H191V178H190ZM116 182H117V179L115 180ZM148 181V180H147ZM155 181V180H154ZM238 181V180H237ZM36 182V183H35ZM63 182V181H62ZM67 182V181H66ZM128 182V183H127ZM152 183H153V181H152ZM84 184V183H83ZM122 184H124V182L122 183ZM149 184V183H148ZM154 184H155V182H154ZM157 184V183H156ZM188 184V183H187ZM82 185V184H81ZM86 185V184H85ZM158 185V184H157ZM157 185H155L154 186V188H153V190H156L157 191V193L159 192V194L162 192V188H160V187H158ZM160 185V184H159ZM191 185V184H190ZM189 185V186H190ZM237 186H241V182H238L237 184H236ZM16 186V185H15ZM18 186V185H17ZM186 187H187V185H186ZM114 188V187H113ZM34 189V190H35ZM56 189V190H55ZM84 189H85V191H86V188H85V186H84ZM32 190V189H31ZM111 190H112V188H111ZM62 191V190H61ZM92 191V190H91ZM104 191V190H103ZM149 193V192H148ZM41 194H43V193H41ZM145 195H146V193H144ZM86 195V194H85ZM101 195V194H100ZM106 195V194H105ZM104 195V203L102 204V206L100 207V209L103 211H107L109 208H110V205H111V199H109L110 197L107 195V197ZM136 195V194H135ZM143 196V199H142V197H141V200L143 201V204L142 205H140L141 207H138V208H136V209H140V211L141 210H145L144 212H146L147 211V213L151 210V208L149 209V207L148 206H146V204L145 203H149V200H151L152 198H150L151 196H149V198H148V196L146 197V196ZM151 195V194H150ZM154 195V194H153ZM103 196V195H102ZM122 196H125L124 194L122 195ZM138 196V195H137ZM157 196H158V194H157ZM132 198H134V195H132L131 196ZM84 198H86L87 199V196H85ZM131 198V199H132ZM171 198V197H170ZM96 199V198H95ZM125 199H127V196L125 197ZM129 199V198H128ZM52 201H51V204H52V206H53V215H52V220H48V221H50V224L52 225V227H53V229H54V226H57V228H58V226L59 225H61V224H63L62 222H59L58 223V221H56V219L57 218H60V214H58V209H59V207H60V205L59 204H61L62 203V205H64V202H62L61 201V199L57 196V197H55V199L53 200V199H51ZM134 200V199H133ZM137 200V199H136ZM140 200V199H139ZM170 200V199H169ZM200 200V199H199ZM91 201V200H90ZM93 201V200H92ZM94 201H96V200H94ZM100 201V200H99ZM141 201V202H142ZM102 202V201H101ZM100 202V203H101ZM95 203V202H94ZM129 203V202H128ZM69 204V203H68ZM141 204V203H140ZM173 204V203H172ZM86 205V204H85ZM98 205V204H97ZM100 205V204H99ZM117 205V204H116ZM177 205V204H176ZM115 206V205H114ZM123 207H125V206H123ZM171 207V206H170ZM169 207V208H170ZM178 207V206H177ZM99 208V207H98ZM122 208V207H121ZM154 209V208H153ZM165 209V208H164ZM172 209V208H171ZM171 209H169L170 211H171ZM99 210V209H98ZM100 210V211H101ZM109 210H111V209H109ZM115 210V209H114ZM119 209L118 208H116V210H115V212L114 213H112V215L111 216H113V217H119V215H115L116 214V212L118 211ZM51 211V212H52ZM101 211V213H103ZM140 211H139V213H140ZM169 211V212H170ZM104 212V213H105ZM134 212V211H133ZM172 212V211H171ZM250 212V211H249ZM95 213V212H94ZM99 213V212H98ZM142 213V212H141ZM147 213H143V214H141L140 216H137L138 214H136V212L135 213H133V214H131L130 215V224H131V228H129V231L132 229V227L135 225V223H137V225H136V229H138L140 232L141 231H144L145 229L147 230V232H146V236L148 235V233L149 232H152V230H150V231H148L149 229H147L149 226H151V225H149V223H151V222H149L147 219H149L146 215H147ZM174 213V212H173ZM262 213V212H261ZM96 214V213H95ZM167 214V213H166ZM185 214H189L190 215V213H185ZM184 214V215H185ZM222 214V215H221ZM232 214V213H231ZM85 215V214H84ZM169 215V214H168ZM218 215H219V217H220V219H222V220H225V219H227L226 221H227V223H228V218H227V214H226V212H225V210H224V212H222L221 211V213L219 214L218 213ZM221 215V216H220ZM106 216V215H105ZM110 216V217H111ZM112 217V218H113ZM106 218V217H105ZM109 218V217H108ZM112 218H110V219H112ZM218 218V217H217ZM61 220H64V219H62V218H60ZM119 219V218H118ZM66 220V219H65ZM177 220V219H176ZM113 221V220H112ZM131 221L133 222V224L131 223ZM63 222H67V220L66 221H63ZM91 221H89V220H87V222L86 223H84L85 224V227H81V225H83V223L80 225V227L82 228V230H85L84 232L85 233H87V232H89L90 230H97V232H98V230H100V229H103V231L102 232H105L104 230L106 229V231L108 230V229H111V230H115L116 231V233H117V226L116 225H109V224H106L107 226H105V227H101V226H96V225H94V224H92V223H90ZM95 222V221H94ZM138 222H141V223H138ZM202 223V222H201ZM22 224V223H21ZM65 224V223H64ZM78 224H80V223H78ZM95 224H96V222H95ZM237 224V223H236ZM260 225V224H259ZM29 226V225H28ZM65 226H66V224H65ZM67 226H69V224L67 223ZM75 226V225H74ZM159 227V226H158ZM163 227V226H162ZM166 227V226H165ZM175 227V226H174ZM62 228V227H61ZM69 228V227H68ZM155 228V227H154ZM154 228H153V230H154ZM257 227H253L252 228V231H255V230H253V229H256ZM42 229L43 230H47V227L45 226V227H41V228H39L38 229V231H42ZM64 229V228H63ZM70 229V228H69ZM163 229H164V227H163ZM162 229V230H163ZM232 229V228H231ZM261 229V228H260ZM56 230V229H55ZM89 230V231H88ZM119 230V229H118ZM167 230V229H166ZM165 230V231H166ZM177 230V229H176ZM233 230V229H232ZM257 230L258 229H256V232H257ZM110 231V230H109ZM121 231V230H120ZM119 231V232H120ZM79 232H82L81 230L79 231ZM195 232V231H194ZM233 232V231H232ZM92 233V232H91ZM100 233V232H99ZM159 233H160V231H159ZM162 234H165L166 232H161ZM234 233H236V232H234ZM253 233V232H252ZM262 233H264V231L262 232ZM44 234H46V233H44ZM103 235H105L104 233H102ZM118 235H119V233H117ZM116 234V235H117ZM145 234V233H144ZM150 234V233H149ZM189 234V233H188ZM254 234V233H253ZM256 234V233H255ZM76 235V234H75ZM190 235V234H189ZM191 235H193V234H191ZM195 235V234H194ZM240 235V234H239ZM67 236V235H66ZM65 236V238H64V240H69L67 237ZM70 236V235H69ZM108 236H110V235H108ZM158 236V235H157ZM89 237V236H88ZM58 238H60V237H58ZM90 238H91V236H90ZM108 238V239H107ZM115 238H116V236H115ZM151 237H143L142 236V238L140 239V242H139V240H135L136 242H137V244H138V246L140 247L139 249H137V251H135V249L133 250V252H131L130 253V257L132 258V257H135L136 255H137V253H139L138 254V256H140V260L141 261H139V263H141V264H150V262H152L153 263V261L149 258V257H146L145 258V254H146V252H145V250L143 249V246H147L148 245V242H147V239H150ZM188 238V237H187ZM192 238V237H191ZM79 239V238H78ZM104 239L107 241V245H104L107 249L106 250H104V253L103 254H101V256H100V258H101V260L98 262V260L96 261V263L97 264H101L102 262H108L107 264H117V260H118V257H122V256H124V255H126V257H129V256H127V254H129L127 251L125 252V248L126 247H128V246H130L129 244H126L124 247H121V249L122 248H124L125 250H124V252H122L123 250H121L120 251V256H118V254H116V255H114V250L113 249H109V248H111L112 247V244H113V239L112 238H110V237H104ZM103 239V241H105ZM226 239H227V237H226ZM62 240H63V238H62ZM63 240V241H64ZM117 239H115V241H116ZM145 240V241H144ZM230 240V239H229ZM228 240V241H229ZM92 241H93V239H92ZM99 241V240H98ZM50 242V241H49ZM91 243V240L89 241V239H87V238H83L82 240L80 239L79 240V243H77L78 244V247H80L81 245H83V244H88V243ZM153 242H155V240L153 241ZM231 242H233V241H231ZM37 243H38V241H37ZM156 243V242H155ZM224 243V242H223ZM234 243H235V241H234ZM74 244V243H73ZM101 244V243H100ZM160 244V243H159ZM158 244V245H159ZM232 244V243H231ZM230 244V245H231ZM62 245V244H61ZM121 245V244H120ZM155 245V244H154ZM157 244L155 245V246H153V248H154V250H150L151 252H152V255H155L156 257H155V259L157 260V264H160L162 261H164V263L165 262H167V261H165V260H162V258H161V254L159 253V246H158ZM37 246V245H36ZM48 246V245H47ZM101 246V245H100ZM113 246H114V244H113ZM225 246V245H224ZM261 246V245H260ZM92 247H93V245H92ZM92 247H90V245H89V248L87 249V250H83V253H76L77 254V260H78V264H94L93 262L95 261H92L91 260V258H90V263H88V260L87 259H89V257H88V254H89V252L90 251H94V253L95 252H97V251H95V250H93V248ZM102 247H103V244H102ZM105 247H103V248H105ZM226 247V246H225ZM231 247V246H230ZM46 248V247H45ZM84 248V247H83ZM100 249H101V247H99ZM98 248V249H99ZM114 248V247H113ZM129 248V247H128ZM208 248V247H207ZM232 248L233 249H236L237 247L236 246H232ZM82 249V248H81ZM80 249V250H81ZM116 250H117V247L115 248ZM146 249V248H145ZM171 249H173L172 248V245L171 244H168V250L170 251ZM210 249V248H209ZM223 249V248H222ZM149 250V249H148ZM214 250V249H213ZM103 251V250H102ZM134 251L136 252V255L134 254ZM147 251V250H146ZM208 251V250H207ZM219 251V250H218ZM117 252H119V250L117 251ZM148 253L146 254L147 256L150 254V252L149 251H147ZM242 252V251H241ZM116 253V252H115ZM216 253V252H215ZM233 253V252H232ZM222 254H223V251L221 252L220 251V254L219 253H216V254H212V255H210V257H207L206 256V254H204L203 256H201L202 258H200V260H201V262H203V261H209L211 264H238V262L237 261H235V256H233L231 253H228V252H226L225 254L227 255V257L225 258V259H223L222 261L220 260L221 259V257H223L222 256ZM91 255V254H90ZM239 255H242V253H240ZM238 255V256H239ZM91 257V256H90ZM96 257H98V256H96L95 255V258ZM120 257V258H121ZM126 257L124 256L123 258H122V260L121 259H119V260H121L120 261V263L119 264H128V262L130 263L131 261L129 260V258H127L126 259ZM195 257V256H194ZM152 258V257H151ZM185 259H186V257H185ZM188 259H190V258H188ZM118 260V261H119ZM154 260V259H153ZM180 260H182V261H184L183 259H179L178 261H180ZM187 260V259H186ZM194 260V259H193ZM226 260V263H224V261ZM249 260H251V264H259V263H261V262H263V261H260L261 260V258H257V257H253V259H251V257H250V259ZM264 260V259H263ZM102 261V262H101ZM190 261V260H189ZM188 261V262H189ZM239 261H240V258H239ZM57 262V261H56ZM54 263V264H57V263ZM85 262H87V263H85ZM104 262V263H105ZM134 262V261H133ZM168 262H170V261H168ZM188 262H185V263H188ZM95 263V264H96ZM138 263V264H139ZM155 263V262H154ZM177 263V262H176ZM241 263V262H240ZM166 264V263H165ZM189 264V263H188ZM191 264V263H190ZM192 264H200V262H199V259L198 260H195L194 261V263H192ZM203 264H208V263H204L203 262ZM263 264H264V262H263Z\"/></svg>", "mask_w": 264, "mask_h": 264}, {"label": "snow or ice", "instance_id": "snow-or-ice-1", "mask_svg": "<svg viewBox=\"0 0 264 264\" xmlns=\"http://www.w3.org/2000/svg\"><path fill=\"white\" fill-rule=\"evenodd\" d=\"M236 2H237V0H232V3H236ZM239 2L244 3V0H239ZM65 3H67V0H65ZM237 14H239V13H237Z\"/></svg>", "mask_w": 264, "mask_h": 264}]
</instances>
